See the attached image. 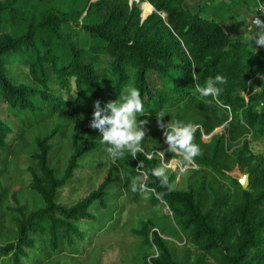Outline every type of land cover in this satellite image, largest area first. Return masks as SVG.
<instances>
[{"label": "trees", "instance_id": "1", "mask_svg": "<svg viewBox=\"0 0 264 264\" xmlns=\"http://www.w3.org/2000/svg\"><path fill=\"white\" fill-rule=\"evenodd\" d=\"M143 2L155 8L151 14L143 11ZM187 2L0 0V108L7 112V117L0 113V150L17 149L33 131L48 121L47 131L54 124L33 137L28 168L29 187L43 205L28 210L12 195L16 206L10 207V226L6 232L0 228V264H27L35 251L34 264L63 251L78 253L88 235L79 223L99 219L93 211L97 205L109 208L116 171L119 183L131 190L140 161L149 172L148 188L166 193L161 203L149 191L151 202L170 209L189 245L179 252L155 223L142 220L132 232L153 252L147 264H264V154L253 151L249 138L264 139V48L209 19L204 8L193 12ZM142 13L149 15L143 20ZM15 64L28 68L30 82L17 81ZM192 65L201 85L217 74L227 78L220 86L223 107L205 103L211 97L195 91ZM129 85L140 90L145 113L138 120L148 121L143 127L155 146L144 137V151L113 163L115 171L96 190L72 205L60 202L61 191L83 169L82 160L93 152L107 154L102 134L89 126L95 101L103 107ZM63 90L74 94L65 99ZM161 110L168 114L165 122L196 125L194 142L201 149L180 182L177 173H169L176 185L172 192L150 175L159 160L147 159L167 149L156 120ZM221 126L224 131L214 134ZM172 156L165 151V160ZM236 167L250 175L247 189L230 174ZM101 221L98 230L104 232L107 225Z\"/></svg>", "mask_w": 264, "mask_h": 264}, {"label": "rangeland", "instance_id": "2", "mask_svg": "<svg viewBox=\"0 0 264 264\" xmlns=\"http://www.w3.org/2000/svg\"><path fill=\"white\" fill-rule=\"evenodd\" d=\"M187 4L193 12L204 8L202 12L206 17L222 23L225 29L234 35L246 34L249 36L254 33L252 19L259 16L258 0H233L231 4H226L221 0H188ZM140 6L143 7L144 12L147 11L146 13L152 11V4L149 2L140 4ZM15 26V28L21 27L20 24ZM255 48L264 47L255 45ZM13 71L17 81H31L26 66L15 64ZM151 82L154 87L158 85V78L154 74L151 77ZM60 91L57 90L58 93ZM73 91L63 90L62 96L68 99L73 96ZM260 107L264 109V102L260 103ZM0 113L3 117H7L4 106L0 108ZM48 125L49 121L41 129L33 131L32 135L20 142V147L17 149L0 150V194H4L0 203V228L4 232L9 228L10 219L13 216L10 207L16 206L12 199L13 194L16 193L20 203L28 210L37 209L43 205L42 198L29 187L32 176L28 168L31 165V155L35 147L33 137L37 134L44 135L54 127L52 124L47 131ZM144 129L145 137L148 136V146L153 148L155 142L150 136L149 130ZM223 131L224 127L221 126L214 131V134ZM203 138L205 141H209L211 135H204ZM249 138L253 151L264 154V139H257L252 135ZM176 159L178 160V158ZM82 163L84 164L83 169L78 173V177L61 191L60 202L67 205L76 203L107 180L111 170L115 171L114 164L107 154L90 153L82 160ZM61 164L63 163L61 162ZM115 173L114 187L109 189L106 199L109 208L97 205L93 211L99 219L79 223L81 227L88 230L87 240L80 244V251L74 254L63 251L42 264H147V256L153 255V252L140 237L132 232L142 220L155 223L164 237L175 242L179 252L182 248L189 247L176 228L170 209L167 206L160 207L153 204L149 193L139 196L127 189L123 183H119V181L121 182V179L117 177L119 173L117 171ZM230 174L235 178L242 179L248 173L236 167ZM176 180L177 183L181 181L180 174ZM102 218L107 225V230L104 232L98 230L103 224ZM3 240L4 236L0 238V242ZM39 245H41L40 242ZM37 253V251L32 253L33 257L27 261V264L36 262L34 258L38 255ZM11 264L13 263L11 262Z\"/></svg>", "mask_w": 264, "mask_h": 264}, {"label": "clouds", "instance_id": "3", "mask_svg": "<svg viewBox=\"0 0 264 264\" xmlns=\"http://www.w3.org/2000/svg\"><path fill=\"white\" fill-rule=\"evenodd\" d=\"M246 41H250L253 45L264 47V26H258L257 31L252 36H245ZM191 73L194 80L198 81L195 85V91L199 93L201 98L211 97V100H205V103H215L217 106L223 107L219 96L222 92L221 85L227 83V78L217 74L214 78L209 77L203 85L200 84L199 76L195 71L196 65L191 66ZM93 118L90 127L98 129L102 134L100 142L106 144L105 149L113 163L118 159H123L127 154L133 158L138 153H142L144 149L141 146L146 132L143 127L147 120H138V116L144 115V102L141 97L140 90L135 86H126L116 100L108 101L103 107L101 102L96 100L94 103ZM168 115L164 110L156 113L157 126L163 130L166 138L165 143L167 149L165 151L173 153L169 160H165V151H157L147 155V159H158L157 166L150 170V175L155 177L160 187L167 192L175 191L176 185L170 180L169 173L182 174L194 167V160L201 155V149L194 142L197 126L191 122L184 123L179 120L164 121V117ZM179 158L178 160L176 158ZM144 162L136 167L137 175L132 179L131 190L144 196L149 191H153L154 195L161 203L166 193L154 192L148 188L147 179L149 172L144 171Z\"/></svg>", "mask_w": 264, "mask_h": 264}, {"label": "water", "instance_id": "4", "mask_svg": "<svg viewBox=\"0 0 264 264\" xmlns=\"http://www.w3.org/2000/svg\"><path fill=\"white\" fill-rule=\"evenodd\" d=\"M133 1L140 2V0H130L131 3H133ZM143 3H145V2H143ZM143 3H141V4L143 5ZM142 9H143V7H142ZM154 9H155V8L153 7V10H152L149 14H151V13L154 11ZM149 14H148V15H149ZM148 15H144V14L142 13V18H143V20L146 19V18L148 17ZM252 23H253V25H254V27H255L256 29L258 28V26H264V21H263V19H262L260 16H255V17L252 19ZM239 181H240L242 187H243L244 189H247L248 186H249V174H245V176H244L242 179H239Z\"/></svg>", "mask_w": 264, "mask_h": 264}, {"label": "built area", "instance_id": "5", "mask_svg": "<svg viewBox=\"0 0 264 264\" xmlns=\"http://www.w3.org/2000/svg\"><path fill=\"white\" fill-rule=\"evenodd\" d=\"M221 1L227 4H231L233 2V0H221ZM258 1H259V5H258L259 16L264 21V2H262L261 0Z\"/></svg>", "mask_w": 264, "mask_h": 264}, {"label": "bare ground", "instance_id": "6", "mask_svg": "<svg viewBox=\"0 0 264 264\" xmlns=\"http://www.w3.org/2000/svg\"><path fill=\"white\" fill-rule=\"evenodd\" d=\"M151 10H153V6H152ZM146 12H147V11H146Z\"/></svg>", "mask_w": 264, "mask_h": 264}]
</instances>
